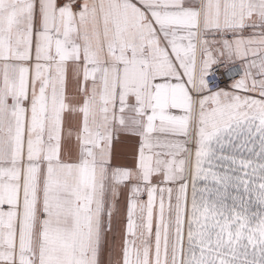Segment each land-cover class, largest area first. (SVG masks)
Masks as SVG:
<instances>
[{
    "label": "snow or ice",
    "instance_id": "obj_1",
    "mask_svg": "<svg viewBox=\"0 0 264 264\" xmlns=\"http://www.w3.org/2000/svg\"><path fill=\"white\" fill-rule=\"evenodd\" d=\"M0 264H264V0H0Z\"/></svg>",
    "mask_w": 264,
    "mask_h": 264
}]
</instances>
